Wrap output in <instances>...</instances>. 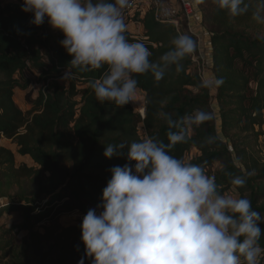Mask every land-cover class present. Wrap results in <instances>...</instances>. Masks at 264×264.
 I'll list each match as a JSON object with an SVG mask.
<instances>
[{"label":"trees","instance_id":"16d2710c","mask_svg":"<svg viewBox=\"0 0 264 264\" xmlns=\"http://www.w3.org/2000/svg\"><path fill=\"white\" fill-rule=\"evenodd\" d=\"M136 1L130 0L128 7L136 6L134 15L124 16L127 35L131 42H144L152 52L150 59L156 62L180 33L175 25L156 19L152 3L145 7ZM193 1L212 47L213 84L201 86L198 65L191 55L181 61L183 71L177 72L173 65L159 82L151 73L136 75V92L143 94L146 105L142 120L129 103L117 107L97 101L90 81L106 69H74L75 78L61 82L72 59L59 43L64 36L54 37L55 30L47 32L46 20L40 26L31 24L33 14L22 11L23 0H0V134L35 163L18 165L14 151L0 144V260L8 259L9 264H80L81 260L92 264L85 256L80 229L63 230L60 220L77 210L83 216L90 208L102 210L96 206L111 178L109 169L128 163L126 156L105 157L107 144L131 142L145 135L168 143L169 129L160 112L178 119L195 109L214 111L215 119L190 130L191 139L175 145L171 154L202 164L226 192L233 188L232 176L253 173L236 192L247 196L253 209L264 216V40L254 38L264 34V25L252 19L264 0H245L249 11L236 18L219 10L214 0ZM181 14L185 20L183 11ZM131 21L136 28L141 23L142 32L129 29ZM33 70L43 81L37 96L29 76ZM221 78L223 84L215 86L214 81ZM17 89L25 91L30 110L24 111L16 102ZM208 136L217 137L216 142L204 143ZM218 162L220 168L216 169ZM13 213L21 220L7 229L1 219ZM40 224H45L46 234L36 230ZM260 226L264 229V223ZM15 230L29 233L30 241L25 240L20 249L9 236ZM260 244L264 247V235Z\"/></svg>","mask_w":264,"mask_h":264},{"label":"clouds","instance_id":"9594fccd","mask_svg":"<svg viewBox=\"0 0 264 264\" xmlns=\"http://www.w3.org/2000/svg\"><path fill=\"white\" fill-rule=\"evenodd\" d=\"M214 3L231 18L249 11L245 0ZM129 6L130 0H23L22 11L33 14L31 24L47 20L63 33L59 43L72 59L62 80L74 79V69H106L90 87L101 104L123 107L134 101L136 75L151 73L159 82L173 65L181 72V61L196 47L189 35L178 34L173 47L154 62L144 42L129 40L124 17ZM252 19L264 25V3ZM254 38L264 40V34ZM212 84L202 80L201 86ZM222 84V78L214 81L217 87ZM158 115L168 126V143L145 135L107 144L105 157L126 156L128 163L109 169L111 178L96 206L102 210L90 208L82 219L85 256L92 264H261L264 216L236 192L253 173L232 176L233 191L226 192L202 164L171 154L175 145L191 139L190 130L214 120L215 112L195 109L178 119L168 112ZM216 140L208 136L204 143Z\"/></svg>","mask_w":264,"mask_h":264},{"label":"built area","instance_id":"2783aa9c","mask_svg":"<svg viewBox=\"0 0 264 264\" xmlns=\"http://www.w3.org/2000/svg\"><path fill=\"white\" fill-rule=\"evenodd\" d=\"M149 3H152L155 9V17L158 21L169 22V24L175 25L180 34L193 36L196 47L191 54L192 62L198 65V74L202 80L212 81L209 65L212 59V47L208 33L201 24L202 17L197 3L193 0H178L176 4L169 0H150ZM181 11L185 15V20ZM138 25L141 26V23ZM138 36L141 38L142 35H135V37ZM153 46L156 47V44H153ZM137 97L138 93L136 92L134 101L129 102V104L144 120L146 116L145 98L142 96V100L138 101ZM141 130L143 131V127ZM0 137L5 138L1 134ZM229 149L232 150V147L229 146ZM77 212L82 218L84 217L78 210Z\"/></svg>","mask_w":264,"mask_h":264},{"label":"rangeland","instance_id":"374dc122","mask_svg":"<svg viewBox=\"0 0 264 264\" xmlns=\"http://www.w3.org/2000/svg\"><path fill=\"white\" fill-rule=\"evenodd\" d=\"M169 1H172L174 4H176L178 2V0H169ZM205 1H208V0H205ZM204 1V3L202 4L204 7H206V2ZM136 2H142L141 6H144L145 7L150 4V0H146V3L144 4L143 1H136ZM136 10V6H132L131 5V8H128V12L127 14H124V16L126 15H129L130 16H133L134 15V12ZM134 22L131 21V24L129 25V29H134L136 31L139 32L138 28L140 26H136L133 24ZM46 30L48 32L49 30V33L51 32V30H55L53 29L47 22L46 20ZM63 35V33L61 31H58V30H55L54 31V34L53 36L54 37H61ZM39 72L33 70V72H31L29 74V76H31L33 78V87L36 89V92H35V96H37L39 94V91L41 89V86L43 84V81H41L39 78ZM61 82H64L65 80H62L60 79ZM142 96L143 94L141 93H138V101H141L142 100ZM15 99H16V102L18 103V105L20 107L23 108L24 111H28L30 110V108H32V105L28 103V101L26 100V94H25V91L23 90H20V89H17L16 90V94H15ZM264 130V128H263ZM142 133H144V131H142ZM0 144L7 147V148H10L14 151L15 155H16V161H17V164L20 165V164H27L29 166H34L35 163L33 162V160L31 159V157L29 156H22L19 154L18 152V147L16 144H14L13 142L11 141H8L6 140L5 138L3 137H0ZM261 146L263 147L264 149V136L262 137L261 139ZM263 156H264V153H263ZM216 169H219L220 168V165H219V162L218 164H216L215 166ZM233 191V188L230 189L228 192H232ZM100 212V211H99ZM97 212V213H99ZM82 217L78 214V212L74 211V212H71V213H68V214H65L61 220H60V225H61V228L63 230H66V229H71V228H79L80 231H81V223H82ZM21 220V216H18L16 213L14 214H7V215H4L3 218L1 219V223H4L6 228L9 229L12 225H15V224H18ZM36 230L39 231L40 233L42 234H46L48 232V229L45 227V224H40L38 227H36ZM59 232H61V229L59 230ZM58 233V232H57ZM1 235V234H0ZM9 236H13V240L16 244V246H18V248L20 249L21 246H24L25 245V240H29V233L27 231H21V232H18L17 230L13 231V234L9 235ZM63 239H66V236L63 237ZM73 239V238H71ZM0 264H9L8 263V259L6 260H0Z\"/></svg>","mask_w":264,"mask_h":264},{"label":"crops","instance_id":"0c3cea01","mask_svg":"<svg viewBox=\"0 0 264 264\" xmlns=\"http://www.w3.org/2000/svg\"><path fill=\"white\" fill-rule=\"evenodd\" d=\"M201 13V12H200ZM138 30H139V32H142V28H141V26L138 28ZM6 139V138H5ZM6 140H8V139H6ZM8 141H11V140H8Z\"/></svg>","mask_w":264,"mask_h":264}]
</instances>
